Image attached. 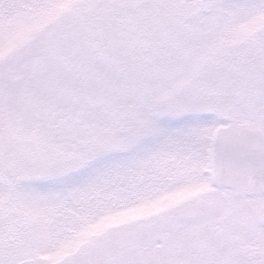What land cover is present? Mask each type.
<instances>
[{
    "label": "snow or ice",
    "instance_id": "obj_1",
    "mask_svg": "<svg viewBox=\"0 0 264 264\" xmlns=\"http://www.w3.org/2000/svg\"><path fill=\"white\" fill-rule=\"evenodd\" d=\"M0 264H264V0H0Z\"/></svg>",
    "mask_w": 264,
    "mask_h": 264
}]
</instances>
